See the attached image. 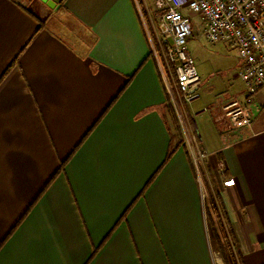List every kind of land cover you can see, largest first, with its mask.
<instances>
[{
	"label": "crops",
	"instance_id": "0c3cea01",
	"mask_svg": "<svg viewBox=\"0 0 264 264\" xmlns=\"http://www.w3.org/2000/svg\"><path fill=\"white\" fill-rule=\"evenodd\" d=\"M59 6L0 0V264H221L211 197L244 264H264V89L232 133L224 100L247 89L188 106L208 153L196 164L166 108L149 10Z\"/></svg>",
	"mask_w": 264,
	"mask_h": 264
},
{
	"label": "built area",
	"instance_id": "2783aa9c",
	"mask_svg": "<svg viewBox=\"0 0 264 264\" xmlns=\"http://www.w3.org/2000/svg\"><path fill=\"white\" fill-rule=\"evenodd\" d=\"M157 19L158 47L156 58L171 76L169 89L185 144L193 161H204L208 153L199 144L197 133L188 116L189 105L202 96L200 76L189 48L193 33V16L200 15L206 38L212 42H228L237 49L240 58L238 76L246 85V103L230 100L223 110V129L232 133L250 127L254 117L250 105L253 95L264 89V0H154ZM165 64V68L163 67ZM166 78V75H164ZM170 86V87H169ZM209 111L203 108L198 114Z\"/></svg>",
	"mask_w": 264,
	"mask_h": 264
},
{
	"label": "rangeland",
	"instance_id": "374dc122",
	"mask_svg": "<svg viewBox=\"0 0 264 264\" xmlns=\"http://www.w3.org/2000/svg\"><path fill=\"white\" fill-rule=\"evenodd\" d=\"M153 1L138 0L141 7L149 10L153 25L156 26L157 19L153 9ZM45 11L50 12V8L47 7ZM74 36L76 35L74 34ZM188 44L195 59L197 70L202 77V83L208 82V84L214 86V95L212 97L202 94L204 101L211 102L216 98L217 103L214 105L217 107L225 99L226 93L232 94L238 90L247 89L243 80L237 76L240 65L237 49L228 42H210L204 33L202 17L200 15L193 16V33L189 37ZM231 99L233 98H227L224 101L229 102ZM217 255L221 264H225L219 251Z\"/></svg>",
	"mask_w": 264,
	"mask_h": 264
},
{
	"label": "trees",
	"instance_id": "16d2710c",
	"mask_svg": "<svg viewBox=\"0 0 264 264\" xmlns=\"http://www.w3.org/2000/svg\"><path fill=\"white\" fill-rule=\"evenodd\" d=\"M64 3H65V0H61L59 8L64 6ZM157 51L159 53L162 63H164L163 57L161 55V52L158 46H157ZM153 54L154 53L151 50L149 55H153ZM163 67L166 70L165 64H163ZM166 108H167V111L171 114V117L173 121L175 122V124L176 123L178 124L179 122L175 115L173 105L171 103L169 96H167L166 98ZM177 129H178V136H179L178 145L185 146L184 136H183V132H182L180 125H179V128L177 127ZM175 150L176 148L174 147L171 153H169L167 157V161L172 158ZM65 163L66 162L61 163L59 172H61V170L64 168ZM211 201L213 205L211 208L208 207V219H209V223H210V227L212 231V236L215 242L217 243V248L220 253V256L223 258L225 264H232V263L233 264H244L243 255L239 248L236 235L234 233L232 224L230 222V219L226 213V210L222 202L219 199H217V202H216V200L212 197H211Z\"/></svg>",
	"mask_w": 264,
	"mask_h": 264
},
{
	"label": "water",
	"instance_id": "95a60500",
	"mask_svg": "<svg viewBox=\"0 0 264 264\" xmlns=\"http://www.w3.org/2000/svg\"><path fill=\"white\" fill-rule=\"evenodd\" d=\"M42 1L52 8H55L57 4L61 2V0H42Z\"/></svg>",
	"mask_w": 264,
	"mask_h": 264
}]
</instances>
